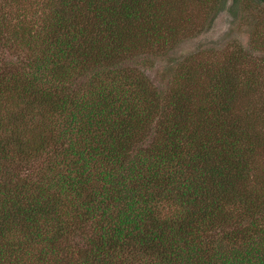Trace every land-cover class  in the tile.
Listing matches in <instances>:
<instances>
[{
	"label": "trees",
	"instance_id": "1",
	"mask_svg": "<svg viewBox=\"0 0 264 264\" xmlns=\"http://www.w3.org/2000/svg\"><path fill=\"white\" fill-rule=\"evenodd\" d=\"M14 1L0 264H264V100L238 50L178 61L162 91L142 65L178 40L187 0Z\"/></svg>",
	"mask_w": 264,
	"mask_h": 264
},
{
	"label": "rangeland",
	"instance_id": "2",
	"mask_svg": "<svg viewBox=\"0 0 264 264\" xmlns=\"http://www.w3.org/2000/svg\"><path fill=\"white\" fill-rule=\"evenodd\" d=\"M16 1L6 7L8 13H22L33 6L30 1ZM216 1L187 0L182 13L184 22L179 26L180 37L164 54L151 55L147 64L142 65L143 70L152 84L164 91L178 61H190L195 56L197 60L215 66L238 50L241 59L243 57L237 69L242 75L240 79L243 84L246 78L252 81L249 89L242 86L243 92L252 90L254 94L250 97L264 100V0H236L235 5L227 0L220 6ZM26 13L25 21L28 22L32 13ZM5 47L2 53L7 57Z\"/></svg>",
	"mask_w": 264,
	"mask_h": 264
}]
</instances>
